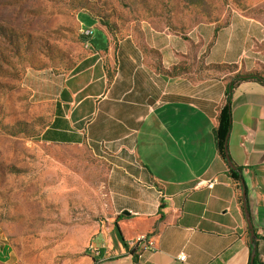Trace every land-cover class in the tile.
<instances>
[{
	"label": "crops",
	"instance_id": "crops-1",
	"mask_svg": "<svg viewBox=\"0 0 264 264\" xmlns=\"http://www.w3.org/2000/svg\"><path fill=\"white\" fill-rule=\"evenodd\" d=\"M93 24L82 26L102 36L94 35L90 56L60 91L41 138L60 145L130 144L160 190L151 208L126 206L121 211L129 215L100 227L89 264H250L243 189L219 153L215 130L232 79L251 72L264 77V26L237 13L226 24L203 23L187 34L142 26L140 36L117 42ZM231 108L228 151L241 169L257 264H264V84L236 83ZM199 180L215 185L197 188ZM149 240L154 248L142 252ZM13 256L0 233V264Z\"/></svg>",
	"mask_w": 264,
	"mask_h": 264
},
{
	"label": "rangeland",
	"instance_id": "rangeland-1",
	"mask_svg": "<svg viewBox=\"0 0 264 264\" xmlns=\"http://www.w3.org/2000/svg\"><path fill=\"white\" fill-rule=\"evenodd\" d=\"M237 13L264 26V0H0V233L14 249L9 264H89L100 227L126 206L151 208L160 190L130 144L41 140L60 91L91 54L82 23L118 42L142 26L187 34Z\"/></svg>",
	"mask_w": 264,
	"mask_h": 264
},
{
	"label": "trees",
	"instance_id": "trees-1",
	"mask_svg": "<svg viewBox=\"0 0 264 264\" xmlns=\"http://www.w3.org/2000/svg\"><path fill=\"white\" fill-rule=\"evenodd\" d=\"M81 38L83 42L87 40L86 37L83 35ZM178 73L179 72L177 71V69H175L172 74L177 75ZM248 80L258 81L264 84V77L259 72L237 74L229 84L225 104L222 106L219 116H218L219 125L217 129L215 130L216 143H217L219 153L228 163L229 161L232 163L230 155H229V151H228V137L231 131V123H232V108H231L232 91L236 83L242 82V81H248ZM232 165L235 168H232L230 166V174L234 178V180H236L239 183L240 187H242L243 189V176L241 173V169L236 167L233 163ZM121 216H119V218ZM250 262H251V259H250ZM257 263H258V256L256 254L254 264H257Z\"/></svg>",
	"mask_w": 264,
	"mask_h": 264
},
{
	"label": "built area",
	"instance_id": "built-area-1",
	"mask_svg": "<svg viewBox=\"0 0 264 264\" xmlns=\"http://www.w3.org/2000/svg\"><path fill=\"white\" fill-rule=\"evenodd\" d=\"M82 35L86 37V41H85V47L87 49H90V48H93V45H92V40L94 38V35H95V29L93 27H85V28H82V31H81ZM215 185V182L214 181H206V180H199L196 184L197 188H203V187H207L209 189H212ZM145 240V238H140L138 240V242L140 243L141 241ZM154 248V242L153 241H146L144 242L142 248H141V251L144 252V251H148V250H152ZM179 259L181 261H184L186 259V255L185 254H181L179 256Z\"/></svg>",
	"mask_w": 264,
	"mask_h": 264
},
{
	"label": "water",
	"instance_id": "water-1",
	"mask_svg": "<svg viewBox=\"0 0 264 264\" xmlns=\"http://www.w3.org/2000/svg\"><path fill=\"white\" fill-rule=\"evenodd\" d=\"M229 165L232 168H235L230 161H229ZM243 200H244L245 214H246V217H247V220H248V225H249V228H250V231H251V236H252V254H251V262H250V264H254V260H255V256H256V244L254 242L255 231H254V228H253V225H252V221H251V217H250V213H249V209H248V205H247V195H246V189H245V186H244V182H243ZM123 214L129 215L130 212L129 211H124Z\"/></svg>",
	"mask_w": 264,
	"mask_h": 264
}]
</instances>
